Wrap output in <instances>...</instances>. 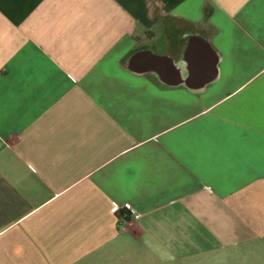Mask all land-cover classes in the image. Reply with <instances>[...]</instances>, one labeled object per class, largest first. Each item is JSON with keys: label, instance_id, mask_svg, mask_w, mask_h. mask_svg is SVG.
<instances>
[{"label": "crops", "instance_id": "crops-1", "mask_svg": "<svg viewBox=\"0 0 264 264\" xmlns=\"http://www.w3.org/2000/svg\"><path fill=\"white\" fill-rule=\"evenodd\" d=\"M134 251L264 264V0H0V264Z\"/></svg>", "mask_w": 264, "mask_h": 264}, {"label": "rangeland", "instance_id": "rangeland-1", "mask_svg": "<svg viewBox=\"0 0 264 264\" xmlns=\"http://www.w3.org/2000/svg\"><path fill=\"white\" fill-rule=\"evenodd\" d=\"M140 257L138 256V254H136V252L134 251L132 253V261H131V264H140Z\"/></svg>", "mask_w": 264, "mask_h": 264}, {"label": "built area", "instance_id": "built-area-1", "mask_svg": "<svg viewBox=\"0 0 264 264\" xmlns=\"http://www.w3.org/2000/svg\"><path fill=\"white\" fill-rule=\"evenodd\" d=\"M123 207L125 210H129L131 212V214H133V215L136 214L135 210L133 209V207L130 203H125Z\"/></svg>", "mask_w": 264, "mask_h": 264}, {"label": "trees", "instance_id": "trees-1", "mask_svg": "<svg viewBox=\"0 0 264 264\" xmlns=\"http://www.w3.org/2000/svg\"><path fill=\"white\" fill-rule=\"evenodd\" d=\"M124 214H126L125 212L124 213H122V215H124Z\"/></svg>", "mask_w": 264, "mask_h": 264}]
</instances>
